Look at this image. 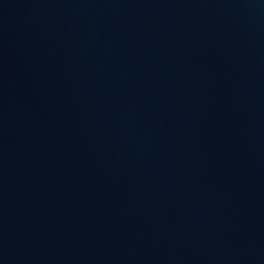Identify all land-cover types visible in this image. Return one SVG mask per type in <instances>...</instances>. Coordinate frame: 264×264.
<instances>
[{
    "label": "water",
    "instance_id": "obj_1",
    "mask_svg": "<svg viewBox=\"0 0 264 264\" xmlns=\"http://www.w3.org/2000/svg\"><path fill=\"white\" fill-rule=\"evenodd\" d=\"M0 264H264V0H0Z\"/></svg>",
    "mask_w": 264,
    "mask_h": 264
}]
</instances>
